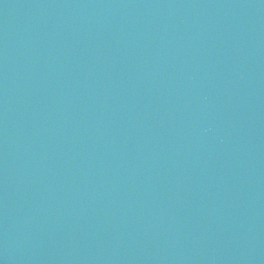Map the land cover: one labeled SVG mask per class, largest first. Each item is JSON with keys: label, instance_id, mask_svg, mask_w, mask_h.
Returning <instances> with one entry per match:
<instances>
[{"label": "water", "instance_id": "1", "mask_svg": "<svg viewBox=\"0 0 264 264\" xmlns=\"http://www.w3.org/2000/svg\"><path fill=\"white\" fill-rule=\"evenodd\" d=\"M0 264H264V0H0Z\"/></svg>", "mask_w": 264, "mask_h": 264}]
</instances>
